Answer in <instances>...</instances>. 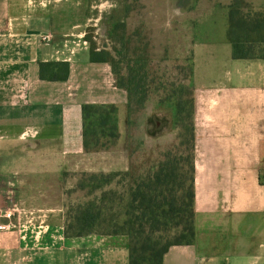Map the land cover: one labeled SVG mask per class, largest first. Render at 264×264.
Here are the masks:
<instances>
[{
  "label": "crops",
  "instance_id": "obj_1",
  "mask_svg": "<svg viewBox=\"0 0 264 264\" xmlns=\"http://www.w3.org/2000/svg\"><path fill=\"white\" fill-rule=\"evenodd\" d=\"M109 1L114 0H0V176L7 175L8 183L21 174L22 142L36 149L37 161L86 160L91 154L82 147L81 106L126 107L127 94L117 88L109 64L90 63L88 46L64 61L62 39L57 42L52 29L42 31L61 27L58 19L88 17L95 3ZM261 8L252 15L264 17ZM183 11L178 6L174 15ZM43 32L52 33L53 43L39 50L6 39ZM227 32L228 21L220 39L199 33L190 46L195 240L170 248L163 264H264V59H232ZM201 50L204 71L196 81L193 53ZM39 61L68 62V80H39ZM99 172L111 173V164ZM1 226L7 232L0 230V264H128L125 236L68 238L60 223L45 218H0Z\"/></svg>",
  "mask_w": 264,
  "mask_h": 264
},
{
  "label": "rangeland",
  "instance_id": "obj_2",
  "mask_svg": "<svg viewBox=\"0 0 264 264\" xmlns=\"http://www.w3.org/2000/svg\"><path fill=\"white\" fill-rule=\"evenodd\" d=\"M235 1L241 3V12L246 16L250 17L254 10L263 11L264 0H114L95 3L98 8L83 19L70 16L62 19L63 23L58 19L55 25L61 27L43 28L42 31L52 29L53 35L59 38L57 42L68 32H78L91 37V44L96 48L112 51L120 44L107 33L113 23H125L130 55L136 51L137 56L147 61L148 98L144 108L134 113L128 114L126 107L118 108V140L107 150L88 154L90 158L86 160L74 158L61 162L51 156L46 161H37L36 149L29 142H22L18 182L8 183L7 175L0 176V183L5 187V193H0V218L7 212L17 211L15 217L19 221L45 218L60 223L64 230L70 208L99 197L100 191L90 193L87 185L90 175L102 173L99 168L103 164H111L112 172L120 173L107 189L125 195L127 187L163 161L166 153L186 155L185 146L179 145L180 130L175 124L174 107L160 101L180 85L191 87L189 67L193 40H200L198 34L204 32L215 39L223 37L227 28L224 14ZM178 6L184 15H174ZM76 23L79 26L72 28ZM31 35L19 34L6 39L22 47ZM204 54L202 50L193 53L196 81L204 71ZM82 182L84 188H80Z\"/></svg>",
  "mask_w": 264,
  "mask_h": 264
},
{
  "label": "trees",
  "instance_id": "obj_3",
  "mask_svg": "<svg viewBox=\"0 0 264 264\" xmlns=\"http://www.w3.org/2000/svg\"><path fill=\"white\" fill-rule=\"evenodd\" d=\"M241 3L228 6V38L234 60L264 59V17L246 16ZM107 36L118 42L112 51L90 43L89 62L109 64L116 86L127 94L128 114L142 110L148 98L147 61L128 48L125 23L115 22ZM131 56V57H130ZM192 64L189 74L192 75ZM70 67L64 61H39L38 78L46 82H65ZM174 107L175 124L180 130V155L166 153L163 161L127 187L125 195L107 189L120 174L111 172L89 176L90 193L99 190L95 200L70 208L64 227L68 238L91 234L125 236L128 239V264H163L172 247L190 246L195 240L194 122L193 91L180 85L160 103ZM82 147L86 154L107 150L118 140V109L112 104L81 106ZM80 183V188H84Z\"/></svg>",
  "mask_w": 264,
  "mask_h": 264
},
{
  "label": "built area",
  "instance_id": "obj_4",
  "mask_svg": "<svg viewBox=\"0 0 264 264\" xmlns=\"http://www.w3.org/2000/svg\"><path fill=\"white\" fill-rule=\"evenodd\" d=\"M26 41H28V45H30L34 49H38L42 46H49L53 43V35L50 32H43L38 34H33L26 38ZM62 50L66 53L64 55L63 52L60 53L63 57L64 61H67L69 59V56L73 55L77 49H80L82 47L89 46L88 42L84 39V35L81 34H68L62 37ZM17 211L13 212H7L2 218L12 221L17 220L15 215L17 214ZM7 227L1 226L0 230L3 232H7Z\"/></svg>",
  "mask_w": 264,
  "mask_h": 264
}]
</instances>
